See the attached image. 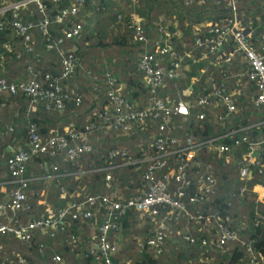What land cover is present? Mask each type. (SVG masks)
I'll return each instance as SVG.
<instances>
[{
	"label": "built area",
	"instance_id": "2783aa9c",
	"mask_svg": "<svg viewBox=\"0 0 264 264\" xmlns=\"http://www.w3.org/2000/svg\"><path fill=\"white\" fill-rule=\"evenodd\" d=\"M40 1L0 0V28L5 27L11 31V34L19 37L16 46L2 43L1 47L18 58L20 52H30L33 49L35 44L33 31L36 30L43 39L45 49L55 50L59 54V74L56 77L48 73L42 76L28 67L29 75L24 79L8 80L0 76V95L20 93L28 98V105L38 104L45 109L60 111L63 100L67 97L58 85V80L66 79L72 73L77 61L75 46L73 44L65 46V44L67 41H75L82 30L83 22L74 18L85 0H69L68 4L59 8L51 19L44 15L36 22H23L19 14L28 3L36 4L37 9L43 12ZM109 1L120 6L125 2ZM137 1L129 0L125 14L127 20L123 26L130 32L134 41L146 44L138 54L135 66L139 80L147 91L146 96L143 103L138 102L140 103L138 105L123 98L121 91L125 88V84L117 81L116 76L104 67L99 74L104 81L103 91L109 104H104L102 110L93 108L92 116L93 120L102 123L103 128L100 127L104 132L110 128L114 129L112 131L115 132V137L119 134H129L130 131L144 134L145 137L138 139L133 152L116 147L115 144L107 149L105 165L95 170L106 171L103 177L109 194L85 195L82 199H74L61 209L53 220L39 216L17 224L15 215L23 207L28 188L26 163L38 154L53 156L63 153L65 158L71 160L90 150L87 143L68 144L69 139L74 140L79 137L69 125L63 130L69 135L67 139L64 134L54 130L42 138L33 124H26L25 146L14 148L4 157L6 171L10 177L9 182L14 186L9 190L8 197L0 201V234H9L19 242L28 243L34 232L52 236L67 212L81 211L82 219L90 228L86 250L91 257L90 264H128L121 259H114L119 243L111 240L117 229L119 217L127 210L133 209L139 217L158 216L152 234L144 241L138 239V245H146L154 252H158V244L166 236L165 221L170 217H176L173 211L182 212L195 222L202 218V210H197L191 215L185 207L186 203L203 202L214 194V178L210 173L200 174L194 180L193 189L189 190L192 183L191 170L202 164L198 156L202 150L215 151L219 156L225 155L226 160L237 167L238 177L241 180L250 177L249 167L255 168L257 173L264 176V156L261 154L264 138H250L246 132V129L252 125L262 124L264 120L221 130L224 122L231 121L234 114L242 110L237 103L244 105L248 101L250 109L253 110L264 106V19L257 50L250 40V35L253 33L250 25L253 19L251 17L240 19L237 11L238 0H220L227 8L226 15L215 19H203L192 26L195 35L192 45L189 49L176 51L174 45L169 42L168 34L163 32L160 26L156 28L160 32L158 39L146 38L143 18L136 9ZM181 1L184 5L191 3V0ZM253 1L263 3L264 0ZM117 14V18L124 15L121 12ZM50 23L63 25L60 35H50L48 31ZM199 52H201L200 56H198ZM197 61L205 66L209 65V72L204 78L200 92L191 100H183L179 89L173 93L166 82L172 81L173 85L177 84L183 76L184 66H190ZM190 91L191 88L187 91V95H190ZM71 101L78 104L79 98L74 96ZM109 106L111 116L108 111ZM93 120L90 119L84 130L95 127ZM202 121H208L211 128L216 129L213 135L201 138L190 129L182 132L185 123L192 122L193 125ZM150 127V131L146 132ZM7 130L11 131L12 128L8 127ZM238 132H242L241 136L234 137ZM225 138L230 139V143H224ZM123 166L142 169L138 178L140 186L144 189L128 198L122 196L121 189L111 173V169ZM205 166L210 167L209 164ZM49 167L51 170L56 169L54 165ZM170 183L174 185L171 190L168 188ZM244 191L245 186H238V195ZM252 191L255 192L256 201H264L263 183H256ZM78 195L79 192L75 191L74 196ZM160 209L164 210L161 215ZM75 215L72 213V217ZM1 218L5 221L2 222ZM256 218L263 216L256 214ZM214 219L215 232L208 238H200L202 247H221L229 241L237 240L235 229L223 224L221 220L218 221V218L214 217ZM190 230L192 227L182 228V236L192 241V237L188 236ZM242 244L249 258L248 264H264V257L257 258L249 243ZM43 252L41 250L39 254ZM50 258L55 262L60 261L57 254L51 255ZM202 263L211 264L205 258ZM0 264H26V260L16 254L13 258L1 260Z\"/></svg>",
	"mask_w": 264,
	"mask_h": 264
},
{
	"label": "trees",
	"instance_id": "16d2710c",
	"mask_svg": "<svg viewBox=\"0 0 264 264\" xmlns=\"http://www.w3.org/2000/svg\"><path fill=\"white\" fill-rule=\"evenodd\" d=\"M68 1L41 0L43 12L37 9L36 4L28 3L19 16L23 22H36L44 15L51 19L59 8L68 4ZM123 1L125 2L122 6L125 8L121 13L124 15L120 18H117L118 3L109 0L94 2L85 0L80 6L74 20L83 22L82 30L75 41H67L65 44V46L71 44L75 46L76 65L66 79L58 80V85L67 97L63 100V107L60 111L45 109L38 104L28 105V98L20 93L0 95V108H7L10 104L11 109L23 112L26 119L25 124H33L42 138L54 130L69 139V135L63 131L64 127L69 125L79 137L74 140L69 139L68 144L87 143L90 146L89 151L71 160L65 158L63 153L53 156L38 154L26 163V170L31 168L32 172H37L35 177L48 174V171L52 177L44 194L26 191L23 207L15 215L17 224L24 223L28 218L39 216L53 220L59 211L74 199H82L85 195L109 194L103 177L106 171L95 170L105 165L107 149L115 144L116 147L133 152L138 139L145 137L144 134H135L132 131L129 134H119L115 137V132L112 131L114 129L110 128L104 132L102 123L93 120L92 116L93 108L102 110L104 104H109L103 91L104 81L100 74L93 73L98 67L93 59L96 53L103 51L107 57H110L108 54L116 56L110 64L111 67L106 68L116 76L117 81L125 84V88L121 91L123 98L138 105L140 104L138 102L143 103L147 93L135 68L138 54L146 44L134 41L130 32L123 26L127 20L125 14L129 0ZM136 9L143 18L146 38L158 39L160 32L156 28L160 26L161 30L168 34L169 42L174 45L176 51L189 49L192 45L195 37L192 26L203 19H215L227 13L224 2L220 0H191V3L187 5H184L181 0H138ZM237 11L241 20L250 17L253 19L250 25V29L253 30L250 40L252 46L257 49L264 19V1L259 3L253 0H238ZM167 18L176 21L175 31L170 30V26L164 23ZM114 25L117 31L115 35H112L110 28ZM61 28H63L62 24L50 23L48 31L50 35L58 36L61 34ZM33 33L35 37L33 49L30 52H20L19 57L15 58L12 53L5 51L1 44L10 43L16 46L19 37L11 34V31L5 27L0 28V76L8 80L24 79L29 75L28 67L42 76L45 73L52 77L59 74V54L55 50L45 49L40 34L36 30ZM100 65L101 62H99ZM209 69V65L205 66L198 61L193 62L187 71H182L183 76L177 84L173 85L172 81H167L166 85L173 93L179 89L183 100H191L200 92V87ZM190 88V95H187ZM74 96L79 98L78 104L71 101ZM237 106L242 110L235 113L231 121L224 122L221 130L238 128L254 124L256 120H264V106L253 110L250 109L248 101L244 105L237 103ZM108 111L111 116L110 106ZM90 119L94 121L95 127L91 130H84ZM150 129L151 127L146 132ZM189 129L201 138L213 135L216 131L211 128L208 121L193 125L190 122L182 126V132ZM246 132L250 138H264V123L252 125L246 129ZM24 134L26 141V127ZM241 134L242 132H238L234 134V137L241 136ZM223 142L228 144L230 139L225 138ZM261 154L264 156V147ZM198 156L202 164L191 170L192 183L189 190L193 189L194 180L200 174L210 173L214 178V194L203 202L186 203L185 207L191 215L197 210H202V218L195 222L184 213L173 211L176 217H170L165 221L166 236L158 244V252H154L146 245H138V239L144 241L152 234L158 216L151 218L148 215H142L139 217L133 209L127 210L123 216L119 217L117 229L111 236L112 241L119 243L114 255L115 260L121 259L128 264H203L202 260L205 258L211 264H248L249 258L242 243H249L257 258L264 257V201H256L255 192L252 191L256 183L264 184V176L257 173L255 168L249 167L250 177L247 180H241L238 177L237 167L230 164L225 155L219 156L215 151L202 150ZM205 164H209L210 167L206 168ZM50 165H54L56 169L51 170ZM141 171V167L135 169L131 166L111 169L124 198L137 194L143 188L138 178ZM6 180L3 179L4 182ZM39 180L41 179H31L27 185L32 183L38 187ZM9 181L10 177L7 182L10 188L14 184ZM238 186H245V191L241 195L237 193ZM173 187L172 183L168 185L169 190ZM41 189L43 190L44 186ZM75 191L79 192L77 197L74 196ZM80 212L73 210L67 212L52 236L34 232L28 243L19 242L9 234H0V261L19 254L24 257L26 264H90L91 257L86 253L90 228L82 219ZM72 213L76 214L75 217H72ZM163 213L164 210L160 209V215ZM256 214L262 215L263 218H256ZM211 215L235 229L237 240L229 241L221 247H202L200 238H208L211 233L215 232V219ZM225 217H227L226 220ZM1 220L5 221L4 218ZM184 227H192V230L188 232L192 241L183 238L182 228ZM41 250L44 252L40 254L44 256L39 254ZM53 254L59 255L60 261L51 260L50 256Z\"/></svg>",
	"mask_w": 264,
	"mask_h": 264
},
{
	"label": "crops",
	"instance_id": "0c3cea01",
	"mask_svg": "<svg viewBox=\"0 0 264 264\" xmlns=\"http://www.w3.org/2000/svg\"><path fill=\"white\" fill-rule=\"evenodd\" d=\"M124 6L117 7L116 10L121 12L124 10ZM164 23L168 26H170V30L174 29L176 30V21L171 20L169 18L164 20ZM91 26V25H90ZM112 32V35L116 34V26H112L110 28ZM189 69V66H184V71H187ZM10 106V104H9ZM5 107L2 109L0 108V200H5L8 197V192L12 187H8V173L6 171L5 163H4V157L17 147H24L26 144L25 141V134H24V128L26 127L25 124V116L23 112L15 111L14 109H11L12 105L10 107ZM8 127H11L12 130L8 131ZM37 172H32V169L29 168V170L25 169V174L31 179H41L38 182V187L35 184H32L28 186L27 192L31 193H39L44 194L45 189L49 187V184L51 182L52 174L48 171V174H43L39 176L35 174ZM3 179H7L6 182L3 181ZM32 186V187H31ZM44 186V189L42 190L41 187Z\"/></svg>",
	"mask_w": 264,
	"mask_h": 264
},
{
	"label": "rangeland",
	"instance_id": "374dc122",
	"mask_svg": "<svg viewBox=\"0 0 264 264\" xmlns=\"http://www.w3.org/2000/svg\"><path fill=\"white\" fill-rule=\"evenodd\" d=\"M108 55L110 57H107L104 54L103 51H102V53L100 52V53H96V54L93 55V59L96 61L97 66H98L97 68L95 66L96 69L94 68L95 71L93 73L95 75H99L100 70H102L104 67H111L110 64L113 63V61L115 60V57L116 56H114V55L112 56L110 54H108ZM105 59H107V61ZM99 62H101V65L100 66H99ZM96 63H95V65H96Z\"/></svg>",
	"mask_w": 264,
	"mask_h": 264
}]
</instances>
